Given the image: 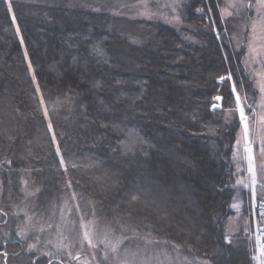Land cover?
<instances>
[{
  "label": "trees",
  "instance_id": "16d2710c",
  "mask_svg": "<svg viewBox=\"0 0 264 264\" xmlns=\"http://www.w3.org/2000/svg\"><path fill=\"white\" fill-rule=\"evenodd\" d=\"M220 5L186 0L181 29L138 20L156 38L133 44L109 29L106 12L23 0L11 11L0 0V209L22 201L24 175L47 193L70 182L127 229L212 264H253L252 236L228 239L225 223L245 192L234 89L252 128L248 99L264 103V87L258 70L246 72V46L234 47ZM217 97L222 109H213ZM253 144L264 184L262 108ZM23 245L0 241V252Z\"/></svg>",
  "mask_w": 264,
  "mask_h": 264
},
{
  "label": "rangeland",
  "instance_id": "374dc122",
  "mask_svg": "<svg viewBox=\"0 0 264 264\" xmlns=\"http://www.w3.org/2000/svg\"><path fill=\"white\" fill-rule=\"evenodd\" d=\"M11 1L13 0H6L12 11ZM23 1L43 6L65 4L70 7L106 12L110 16L109 29L133 44L154 42L156 38L154 30L137 28L134 24L138 20L163 22L181 29V11L186 2V0ZM220 2V16L229 21L232 28L230 38L234 42V47L240 49L242 44L246 46L243 56L246 72L258 70V75L260 72L262 77L258 82L264 87V0H220ZM188 38L191 39V36ZM119 47L126 49L122 44H119ZM28 67L37 85L41 109L48 120L51 135L57 143L49 119L51 105L44 100L29 63ZM234 94L241 119L240 105L236 96L239 92L234 89ZM256 101L257 99L251 97L248 99L254 110V114L252 113L254 126L251 128L248 122L254 169L249 166L251 162L246 151L249 145L242 122L245 168L236 178L244 185L245 192L233 199L232 213L225 223L228 239L239 235L240 230L252 236L253 202L264 200V184H260L257 179L253 144L257 114L262 108L264 115V103L261 101L256 105ZM213 109H222V97L215 99ZM57 151L59 153V150ZM21 184L24 195L22 201L13 204L9 213L0 209V241L4 243L21 240L24 245L0 252V264H38L39 261L42 264H212L209 260L198 258L170 241L127 229L113 222L102 205L70 182L51 193H47L43 183L30 174L22 177ZM1 194L0 181V196ZM244 210H248L247 214H242ZM9 254H13L14 257L19 255V258L9 259ZM27 254L31 261L28 258L23 259ZM254 262L253 259V264Z\"/></svg>",
  "mask_w": 264,
  "mask_h": 264
},
{
  "label": "built area",
  "instance_id": "2783aa9c",
  "mask_svg": "<svg viewBox=\"0 0 264 264\" xmlns=\"http://www.w3.org/2000/svg\"><path fill=\"white\" fill-rule=\"evenodd\" d=\"M251 218L254 263L264 264V200L253 202Z\"/></svg>",
  "mask_w": 264,
  "mask_h": 264
},
{
  "label": "water",
  "instance_id": "95a60500",
  "mask_svg": "<svg viewBox=\"0 0 264 264\" xmlns=\"http://www.w3.org/2000/svg\"><path fill=\"white\" fill-rule=\"evenodd\" d=\"M236 96H237L238 103L240 105L241 113L243 114V117L245 118V119H242L241 118V121L243 122L244 131H245V129H247V132H245V136H246L247 145H249L248 146V149H249L251 147V145H250V140H249V126H248V121H247V117L245 115V110L243 108V104H242V101L240 99V96H239V94H237ZM248 159H249V151H248ZM249 161H250V159H249ZM249 166H250V164H249Z\"/></svg>",
  "mask_w": 264,
  "mask_h": 264
},
{
  "label": "bare ground",
  "instance_id": "6f19581e",
  "mask_svg": "<svg viewBox=\"0 0 264 264\" xmlns=\"http://www.w3.org/2000/svg\"><path fill=\"white\" fill-rule=\"evenodd\" d=\"M219 100H220V99H219ZM249 159H250V162H251L250 166H251V168H252V170H253L254 168H253V156H252V151H251V153H249Z\"/></svg>",
  "mask_w": 264,
  "mask_h": 264
},
{
  "label": "snow or ice",
  "instance_id": "6c2138e0",
  "mask_svg": "<svg viewBox=\"0 0 264 264\" xmlns=\"http://www.w3.org/2000/svg\"><path fill=\"white\" fill-rule=\"evenodd\" d=\"M241 118L242 119H245L244 117H243V114L241 113ZM245 132H247V129H245ZM246 151H249V153H251V149L249 148V149H246Z\"/></svg>",
  "mask_w": 264,
  "mask_h": 264
}]
</instances>
